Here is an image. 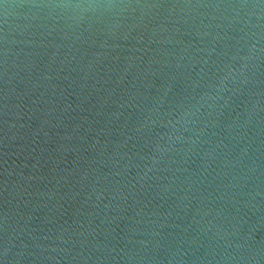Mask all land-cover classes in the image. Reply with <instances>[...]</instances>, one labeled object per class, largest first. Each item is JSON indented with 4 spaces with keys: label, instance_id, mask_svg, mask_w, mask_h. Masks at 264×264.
<instances>
[{
    "label": "water",
    "instance_id": "1",
    "mask_svg": "<svg viewBox=\"0 0 264 264\" xmlns=\"http://www.w3.org/2000/svg\"><path fill=\"white\" fill-rule=\"evenodd\" d=\"M0 264H264V0H0Z\"/></svg>",
    "mask_w": 264,
    "mask_h": 264
}]
</instances>
